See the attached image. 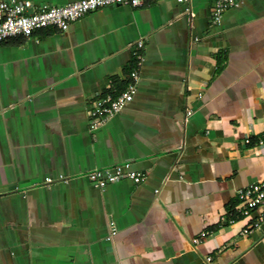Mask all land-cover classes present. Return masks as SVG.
Segmentation results:
<instances>
[{
    "label": "crops",
    "instance_id": "1",
    "mask_svg": "<svg viewBox=\"0 0 264 264\" xmlns=\"http://www.w3.org/2000/svg\"><path fill=\"white\" fill-rule=\"evenodd\" d=\"M214 4H108L0 42V264H264V221L241 234L262 208L229 221L264 178V0L218 24ZM133 69L132 101L92 129ZM119 163L144 179L87 175Z\"/></svg>",
    "mask_w": 264,
    "mask_h": 264
},
{
    "label": "built area",
    "instance_id": "2",
    "mask_svg": "<svg viewBox=\"0 0 264 264\" xmlns=\"http://www.w3.org/2000/svg\"><path fill=\"white\" fill-rule=\"evenodd\" d=\"M146 0H68L64 4H35L32 0H0V42L10 38L31 36L34 31L40 28L54 26L60 30L68 29L71 21L82 17L88 11L108 4H127L140 6ZM188 2L189 0H177ZM242 0H215L212 21L218 24L223 13ZM142 46V41L139 42ZM139 80L137 69L130 73L129 80L125 88L117 91L112 80L109 81L111 91L105 92L96 101L90 110V126L96 129L105 125L111 117L119 112L126 104L132 101ZM117 91V92H116ZM192 111L188 110V114ZM249 141V139H247ZM264 139L260 140L263 143ZM128 163H119L114 167L95 168L87 172L91 182L99 187L105 188L109 183L129 177L135 182L144 179V173L140 171L128 170ZM62 180L68 181L62 175ZM52 181L51 178L47 179ZM239 202L232 212L230 222L243 217H249L255 210L262 208L255 220L251 221L247 227L243 228L241 234H246L253 228H261L264 221V178L252 182L238 190ZM209 231H203L201 237L206 236ZM194 238V242L198 241ZM211 261V256L207 257Z\"/></svg>",
    "mask_w": 264,
    "mask_h": 264
}]
</instances>
